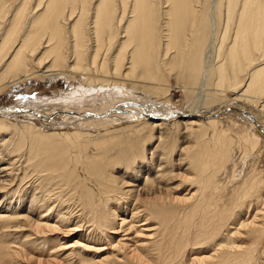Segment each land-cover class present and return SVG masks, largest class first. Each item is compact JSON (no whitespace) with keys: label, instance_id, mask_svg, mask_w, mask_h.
<instances>
[{"label":"bare ground","instance_id":"1","mask_svg":"<svg viewBox=\"0 0 264 264\" xmlns=\"http://www.w3.org/2000/svg\"><path fill=\"white\" fill-rule=\"evenodd\" d=\"M4 4L1 92L65 76L82 83L83 97L110 95L86 107L105 118L57 109L50 122L66 126L47 131L0 110V133L17 134L8 152L27 154L39 177L32 202L67 203L56 213L61 223L50 225L52 213L39 208L32 228L68 234L74 217L87 219L85 241L115 236L112 256L98 264H264V0H22L8 15ZM181 86L194 96L174 120L166 103ZM118 93L136 102L113 107ZM140 99L161 108L149 115ZM107 104L113 108L96 112ZM234 106L248 114L233 118L225 111ZM195 215L192 247L187 223ZM0 243L1 263L11 257Z\"/></svg>","mask_w":264,"mask_h":264},{"label":"rangeland","instance_id":"2","mask_svg":"<svg viewBox=\"0 0 264 264\" xmlns=\"http://www.w3.org/2000/svg\"><path fill=\"white\" fill-rule=\"evenodd\" d=\"M21 1L22 0H6V4H4V6L6 7L7 10H9L11 6L14 7V5H21ZM9 13H10V10L9 12H6L7 15ZM7 18H9V16ZM8 23H9L8 20L5 22L6 25L0 22V34L1 35L4 33ZM81 85L82 83H80L76 79L75 80L68 79L65 76L42 77V78L35 77L33 79L25 80L22 82H17L5 88L4 91L2 92L0 91V110L2 112L4 111L3 113H6L7 117L8 118L10 117L11 120L15 119L18 123L23 122V121L32 122L35 126L37 127L39 126L45 131L51 130V127H53L54 123H56L54 122L52 124V122L50 121H51V118L53 117L52 115H54L55 111H58V110L60 111L67 110L68 113H70V115L72 116H76L74 115L75 112L78 114L81 111V113H84V116H85V119L83 118L84 120H89L90 117H93L91 119H96L98 117L105 118V116H101V114H96L98 115L96 116L94 114L95 112H93L94 116H92L91 114L92 112L88 113L90 111H87L88 110L87 108L89 105L95 106L96 104L97 105L101 104L107 98L105 96L107 95L108 97H110V95L106 93L105 91L100 90L101 93L99 95L91 96L92 93H87L88 96H86L87 94H84V96L86 97L85 98L83 97V95L78 94L82 91ZM170 93L174 97V100H173L174 104L172 102H168L166 103L167 107L172 108V110L178 113V115H179V112L181 114V113L188 112L187 110H190L188 106L189 104L192 103L191 98H193L194 95H189L187 92H185L182 86L180 88L172 87L170 89ZM128 97H131V95L127 96V95H124L123 93H118L114 97L115 100H118V101L114 102L115 104L113 103L111 104L108 103V104L110 105L113 104V107L115 106L117 108V107H120V105H122V107H127L126 106L127 104H125L127 102L129 103L133 101L136 102V99L128 100ZM90 98H93V99H90ZM142 100L141 101L144 102L145 105H147L148 107L149 115L154 114V112H157L161 108L160 107L161 103L155 100L154 101H149V99H142ZM68 101L70 103H68ZM122 103H124L125 105H123ZM108 104L105 105L102 108V110H97L96 112L102 113V112L107 111L106 107L108 106ZM109 107H112V106H108V108ZM234 107L238 108V110L236 108L230 109L229 107L227 108L225 112L227 114H231L233 118H238L241 116V114L244 115V113L248 114L245 112L243 108L240 109L237 106H234ZM143 110H147V108L144 107ZM116 112H113V113L116 114ZM135 112L133 113L135 114ZM225 112L221 116H224ZM122 114L123 115H120V116L125 117V114L128 116V113L125 111H123ZM164 114L166 113L164 112ZM238 114H240V116ZM127 116L124 118V120L122 118L123 122H126V121L129 122L131 118H128ZM179 116H175L174 118H171V119L180 120L181 118H183V116L181 115ZM141 118L148 119L147 116L141 117ZM62 120L63 118L56 120L57 122H59V124L56 123L55 127L61 128L62 126L63 127L66 126L64 124L61 126V124L63 123ZM45 121H48V122L46 123ZM79 122L81 121H76L72 123H74V126H75L76 124L79 125ZM7 123L10 124L8 121ZM72 123H69L68 126L73 127L71 126ZM58 126H61V127H58ZM10 131H6V132L3 131L4 133H0V152H1L0 153V189L2 188L3 190V191L0 190V242H3L4 244L8 246V253L11 258L4 259V261H1L0 264H46L45 261H49V260L52 261L51 264H98L96 261L101 259L103 256L105 255L112 256V249L109 244L111 243V241H113V239H115L114 234H109L110 235L109 240H101L100 238L101 236L100 237L97 236V238H100V240L96 238L95 241H92V239H89V240L86 239L85 241L84 238L89 230L88 226L90 224L88 223L87 219L85 220V218L79 219L78 217H74L71 221V227H69V230L70 231L72 230L71 231L72 233H68V234L65 232L67 231L66 228H62V230L61 229H51L53 231L44 230L43 232H37L35 228H32L33 226H31V224L36 223V221L39 219V214H38L39 208L44 209L40 201L32 202V197H31L32 195L31 191L33 193L35 192V186L39 183V177L27 168L29 165V163L26 162L27 154L23 155V158H22V156L14 157V154L16 153L11 154L8 152L7 147L11 141V139L9 138L17 137V134L15 135L16 131L14 129H10ZM8 132H10L11 135ZM4 134L7 136H5ZM263 135L264 134H261V136ZM2 137H4L5 140L4 138L1 140ZM150 147L151 146L146 145V149ZM174 160H176V158ZM174 160H173V164L171 165V168L174 167L173 166ZM22 164L24 166H22ZM149 171H147L148 172L147 175H150L152 173L151 171L150 172ZM175 171L179 172V169L176 167ZM116 172L118 175H121V172L119 169H117ZM122 177L126 181L131 180L130 175L128 174ZM140 181L141 179L139 180V182ZM142 183H143V179H142ZM175 183L176 182H174L173 185H175ZM184 189H185V186H182L181 189L179 190L181 195H184L186 193L187 190H184ZM188 189L190 188L188 187ZM33 205L35 206L36 209L33 208ZM43 205L46 207H49V209L53 208V210L44 209V211L48 210V213L53 214V215L51 214L50 218L47 219V222L50 221L49 222L50 225L61 223L62 220H60V217L63 214L64 210H67L66 209L67 203L65 206H63L61 205V202L53 200L52 203L50 204L45 203ZM59 207L61 208V211L63 212H61L60 217H56V213H59L58 211L60 210ZM70 207L72 208L74 212L78 211V208L76 207L74 208V205H70ZM32 210L34 213L32 212ZM1 216L11 218V220H6V221L2 220L1 218L3 217ZM43 219H45V217H43ZM197 220L198 219H196V215H195L190 220V222L187 223V226H189V229H188V237L190 238L189 244L193 243L192 247H197L196 245H194V240L196 236H194L193 234L195 232L194 224L197 222ZM77 223L81 225L83 224L84 226H81L80 229L82 230L73 231ZM76 229L78 228H75V230ZM180 231L182 232V230ZM97 234H100V233H97ZM177 234L178 235L176 236V238L178 239L180 238V234L179 233ZM111 236H113L112 239H111ZM245 241H246L245 242L246 244L251 245V240L246 238ZM84 244H88L87 245L88 247L85 248L83 246ZM89 246H92V247H89ZM102 248L104 249L102 250ZM194 252H197V249L194 248L192 253ZM33 256H35L36 258L38 256L39 260H41L42 262L38 263L34 261Z\"/></svg>","mask_w":264,"mask_h":264}]
</instances>
